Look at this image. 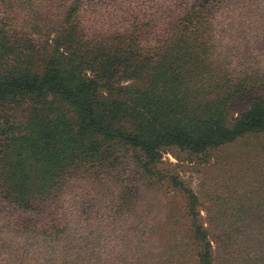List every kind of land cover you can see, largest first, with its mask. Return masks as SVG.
Here are the masks:
<instances>
[{
    "label": "rangeland",
    "instance_id": "374dc122",
    "mask_svg": "<svg viewBox=\"0 0 264 264\" xmlns=\"http://www.w3.org/2000/svg\"><path fill=\"white\" fill-rule=\"evenodd\" d=\"M88 1L84 11L97 12L95 27L127 28L138 36L118 40L110 54L139 64L121 77L127 83L120 86L131 85L133 96L218 108L230 127L254 107L264 108V0H195L187 11L179 0ZM214 114L204 113L203 120L216 122ZM257 132L198 154L160 148L161 158L147 170L124 164L113 173L96 169L82 177V171L74 185L69 181L48 196L36 193L45 168L31 171L28 154L29 211L11 210V222L28 230L5 234L12 228L0 199V264H63V255L85 260L87 252L92 260L88 238L111 215L107 203L126 187L133 196L124 203L132 207L116 217L127 227L101 223L102 264H132L125 244L135 231L149 234L146 264H264V130ZM5 183L0 170V187ZM47 215L61 223L62 234L36 228ZM197 226L186 246L176 241Z\"/></svg>",
    "mask_w": 264,
    "mask_h": 264
},
{
    "label": "trees",
    "instance_id": "16d2710c",
    "mask_svg": "<svg viewBox=\"0 0 264 264\" xmlns=\"http://www.w3.org/2000/svg\"><path fill=\"white\" fill-rule=\"evenodd\" d=\"M179 1L180 10L195 7L191 5L195 0ZM84 3L86 0H0V170L5 171L9 184L0 187V199L7 206L4 215L10 224L6 227L12 229L7 228L5 234L9 238L28 230L11 222L12 209L29 211L33 194L26 186L28 154L31 171L45 168L40 170L41 191L36 193L48 196L69 181L74 185L72 179L82 171H86L82 177L96 169L108 168L113 173L124 164L147 170L161 158L160 148L204 153L245 132L264 130V108L254 107L230 127L218 108L188 106L160 96H133L131 85L120 86L121 77L139 64H125V58L110 54L118 40L138 36L127 28L120 32L115 26L95 27L92 19L97 12L86 13ZM92 3L95 0L88 1ZM17 19L22 23L17 24ZM142 31L138 28L139 34ZM88 72L92 79L86 76ZM206 112L210 116L217 113L216 122L203 120ZM132 196L126 187L124 193L114 196L113 203H107L111 215L88 238L95 246L88 250L92 260H87L89 252L85 260L68 253L61 257L63 264H102L101 223L127 227L116 216L130 212L132 204L127 206L124 201ZM46 219L36 228L62 234L61 223L49 215ZM199 230L198 226L187 228L176 241L186 246ZM148 237V232L131 235L132 240L125 244L131 249L127 255L130 263H147L151 254L147 253Z\"/></svg>",
    "mask_w": 264,
    "mask_h": 264
}]
</instances>
